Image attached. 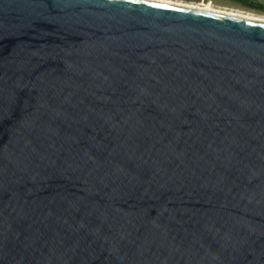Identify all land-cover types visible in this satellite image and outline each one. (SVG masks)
<instances>
[{
  "label": "water",
  "instance_id": "95a60500",
  "mask_svg": "<svg viewBox=\"0 0 264 264\" xmlns=\"http://www.w3.org/2000/svg\"><path fill=\"white\" fill-rule=\"evenodd\" d=\"M0 264H264V22L0 0Z\"/></svg>",
  "mask_w": 264,
  "mask_h": 264
},
{
  "label": "rangeland",
  "instance_id": "374dc122",
  "mask_svg": "<svg viewBox=\"0 0 264 264\" xmlns=\"http://www.w3.org/2000/svg\"><path fill=\"white\" fill-rule=\"evenodd\" d=\"M179 2L200 4L219 9L238 10L264 16V0H247L245 5L240 0H175Z\"/></svg>",
  "mask_w": 264,
  "mask_h": 264
},
{
  "label": "bare ground",
  "instance_id": "6f19581e",
  "mask_svg": "<svg viewBox=\"0 0 264 264\" xmlns=\"http://www.w3.org/2000/svg\"><path fill=\"white\" fill-rule=\"evenodd\" d=\"M154 1H159V2H163V3H169V4L184 6V7H190V8L200 9V10L209 11V12L238 16V17H243V18H248V19H253V20L264 22V16H262V15L242 12V11H238V10L219 9V8H214L211 6L186 3V2H179V1H175V0H154Z\"/></svg>",
  "mask_w": 264,
  "mask_h": 264
},
{
  "label": "trees",
  "instance_id": "16d2710c",
  "mask_svg": "<svg viewBox=\"0 0 264 264\" xmlns=\"http://www.w3.org/2000/svg\"><path fill=\"white\" fill-rule=\"evenodd\" d=\"M244 5H245V3H248V4H251V3H249L247 0H240Z\"/></svg>",
  "mask_w": 264,
  "mask_h": 264
}]
</instances>
